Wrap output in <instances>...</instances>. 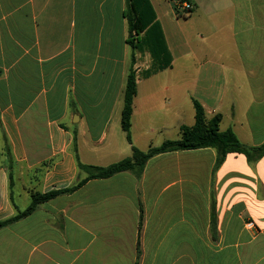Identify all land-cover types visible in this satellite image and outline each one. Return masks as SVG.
<instances>
[{
    "label": "crops",
    "instance_id": "obj_1",
    "mask_svg": "<svg viewBox=\"0 0 264 264\" xmlns=\"http://www.w3.org/2000/svg\"><path fill=\"white\" fill-rule=\"evenodd\" d=\"M200 1H187L191 32L173 0H150L173 62L144 78L150 54L135 53L131 135L143 152L193 126L194 101L208 118L223 116L221 131L264 144V0ZM125 9L126 0H0L1 220L33 193L87 178L79 162L132 155L119 133L133 60ZM226 27L243 70L212 57ZM91 111H107V122ZM216 160L213 149L171 152L151 158L141 178L90 180L1 229L0 264H264V157L230 154L215 171Z\"/></svg>",
    "mask_w": 264,
    "mask_h": 264
},
{
    "label": "trees",
    "instance_id": "obj_2",
    "mask_svg": "<svg viewBox=\"0 0 264 264\" xmlns=\"http://www.w3.org/2000/svg\"><path fill=\"white\" fill-rule=\"evenodd\" d=\"M124 18L127 20L128 30L131 34L127 43L133 51V60L125 85L121 125L127 141L132 145V155L106 167L84 165L79 162V169L88 175L87 178L65 190L51 191L46 194L33 193L31 203L25 210L18 209L17 214L10 219H0V230L31 215L41 204L62 194L73 193L90 180L107 179L123 172H131L141 178L148 161L160 154L213 149L217 155L215 171L223 165L230 154L244 155L249 163L258 162L264 157V144L256 147L246 146L232 130L221 131L220 126L223 116L216 114L212 118H208L204 107L198 101H194L195 124L193 126H181L179 139L168 140L159 147H151L146 152L134 147L131 127L138 84L135 53L150 54V66L142 73L144 78H150L171 68L173 58L150 0H126ZM1 76L2 71L0 70Z\"/></svg>",
    "mask_w": 264,
    "mask_h": 264
},
{
    "label": "rangeland",
    "instance_id": "obj_3",
    "mask_svg": "<svg viewBox=\"0 0 264 264\" xmlns=\"http://www.w3.org/2000/svg\"><path fill=\"white\" fill-rule=\"evenodd\" d=\"M203 1L207 2L206 0H201L200 2H203ZM203 5H206V4L203 3ZM168 15H169V18H170L168 23H167L168 24L167 25L168 31H169V33L170 32H172V33L174 32L175 33V32H177V27L176 26L178 25V22H176V19H172L173 16L171 15L170 12H169ZM180 17H181V19L179 20L180 21L179 23H181L183 25V27H185V26L189 27L190 26V30L192 32L191 24H193V23H190V22L184 23V19H183L184 16H180ZM227 28L228 27H226V29H224L222 31L221 30L218 31V33L214 36V38H213V40H214L213 41L214 42V51L212 52L213 53L212 57L215 58L216 60H218L219 62L225 64L227 66V68H228L229 65H235L236 69L243 70V67H242L241 63L239 62V60H238V58H237V56H236V54L234 52L235 47L232 46V49H231V46L229 44L230 42H229V37L227 36V34H228V29ZM96 33H97V31H96ZM130 36H131V34L128 33L127 37H130ZM123 48H124V42H123V45H122V52H124ZM97 52H98L97 46L96 45L95 46L91 45V54H92L91 57H93V56L95 57ZM129 53L131 54L130 46H129ZM229 56H231V57L229 58ZM232 57H235V59L232 60V61L227 60L228 58L231 59ZM128 60L130 61V56H129ZM177 68H178V65L175 66V69H177ZM94 80H95V78H94ZM91 81H93V80H91ZM120 107L121 108L123 107V99L120 102ZM91 112L96 113L95 117H96V119L98 121H100L99 123L104 124L105 122H107V119L109 117V114H108L107 111H98V112L91 111ZM119 119H120V114L117 111L115 113L113 121H112L111 133H112L113 128H114L115 125H116L117 128L119 127ZM119 133L122 136L125 132L123 131L122 128H119ZM176 134H177V132H176ZM176 139H179V135L178 134L175 136L174 140H176Z\"/></svg>",
    "mask_w": 264,
    "mask_h": 264
},
{
    "label": "built area",
    "instance_id": "obj_4",
    "mask_svg": "<svg viewBox=\"0 0 264 264\" xmlns=\"http://www.w3.org/2000/svg\"><path fill=\"white\" fill-rule=\"evenodd\" d=\"M174 11L177 16H188L192 11L190 3L184 0H173Z\"/></svg>",
    "mask_w": 264,
    "mask_h": 264
}]
</instances>
